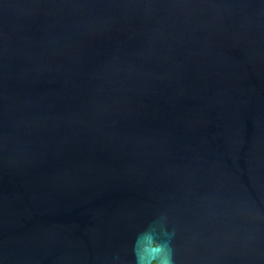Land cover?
<instances>
[{"label":"water","instance_id":"95a60500","mask_svg":"<svg viewBox=\"0 0 264 264\" xmlns=\"http://www.w3.org/2000/svg\"><path fill=\"white\" fill-rule=\"evenodd\" d=\"M0 264H264V0H0Z\"/></svg>","mask_w":264,"mask_h":264}]
</instances>
